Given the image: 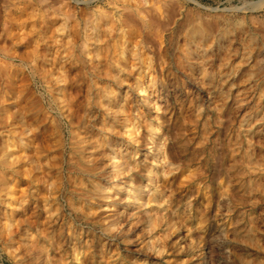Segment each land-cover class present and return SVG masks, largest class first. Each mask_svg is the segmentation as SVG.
<instances>
[{"label":"rangeland","instance_id":"obj_1","mask_svg":"<svg viewBox=\"0 0 264 264\" xmlns=\"http://www.w3.org/2000/svg\"><path fill=\"white\" fill-rule=\"evenodd\" d=\"M108 22L110 24L105 25ZM64 23L71 36H67V32H58V27ZM94 27L99 30L97 38L101 43L99 41L100 45H97L101 56L92 62L90 56L86 57L81 52L86 37L93 35ZM18 36L22 40H17ZM63 41L67 46L63 45ZM124 41L128 48L126 51H129L119 61ZM35 42H39L41 47L39 43L36 46ZM72 46L75 48V56L68 60L66 54L69 55L68 49H72ZM53 52L59 53L61 57L56 54L55 58ZM260 52H263L264 58V0H0V64L10 65L9 75L18 81L15 93L20 95V80L33 72L35 61L40 68L39 72L43 73L45 80L50 81L49 73L59 76V73L65 71L63 67L75 60L78 63L75 65L77 69H67L66 72L72 82L76 83L68 97L76 102L73 108L75 114L78 113L76 115L81 116L88 103L85 102L87 99L83 86L90 83L92 78L88 75L84 78L86 71L96 72L98 78L95 80H100L101 91L107 82L113 83L116 88L114 99L119 97L121 108L126 107V115L118 118L114 112L111 114L110 125L117 124V130L112 128L107 136L109 138L114 135L121 143L117 149L123 161H130L132 168L138 166V178L134 176L135 181H131L134 173L127 171L118 178L125 182L123 188H118L119 194L113 189L104 195L95 188L87 198L89 205L94 204L98 208L100 204L101 210L96 215L100 223L115 221L118 213L119 220L124 222L116 230L120 237L118 242L110 243L109 239H102L96 244L99 256H107V260L114 256L111 260L120 259L129 264H193L196 260L191 247L193 228L198 229L206 238L221 236V249H216L214 254L215 264H264V62H261L258 55ZM131 53L133 56H130ZM136 55H139L138 58ZM44 59L47 62L45 65ZM83 67L85 73L81 70ZM92 67H98L101 71H95ZM112 75L117 78L123 75L126 80L117 86ZM143 88L154 99L160 111L148 107ZM44 89L40 90L47 96ZM13 102L8 100L6 104ZM94 107L97 121L94 124L100 129L98 123L102 121L103 109L100 106ZM55 116L61 115L55 111ZM124 117L132 119L133 127L139 128V143L134 144L124 134ZM69 129L67 126V146L72 136ZM6 134L0 135V138H5ZM100 139L101 133L93 141ZM109 140L112 141V138ZM94 151H89L87 157ZM98 155H95L98 159L106 158L104 154ZM156 160L158 164L154 162ZM103 167L107 179L111 182L118 180L109 176L111 165L105 164ZM152 167L157 172L153 182L151 176L148 177V170ZM92 179L90 182L86 180L89 188H92ZM97 182L104 184V180ZM136 182L147 185L143 190L141 206L135 198H127L125 195L128 190L136 187ZM108 195L110 198L107 199ZM112 201L118 203L116 208H109L108 202ZM222 202L225 203V210L220 212L218 204ZM1 206L5 211L6 205ZM138 214L139 218H164L166 226L156 234L162 243H167L168 253L165 251L161 255H154L147 250L152 234L141 227L142 222L130 224L131 219L138 217ZM136 233L140 236L133 237ZM136 239L139 241L134 244ZM127 247L136 251L130 253ZM143 253L149 254L146 256ZM107 260L105 264L109 263ZM96 262L91 260L86 264ZM0 264H15L3 250L1 241Z\"/></svg>","mask_w":264,"mask_h":264},{"label":"bare ground","instance_id":"obj_2","mask_svg":"<svg viewBox=\"0 0 264 264\" xmlns=\"http://www.w3.org/2000/svg\"><path fill=\"white\" fill-rule=\"evenodd\" d=\"M40 15H41V12H40ZM47 24L49 25V23ZM109 24H110L109 22L108 24L105 23V25L107 26ZM100 28L102 30V27ZM57 30L58 32H62V33L67 32L68 34L67 36H71L66 23L60 25ZM71 30H72V27H71ZM86 33L88 32L86 31ZM92 34L93 35L86 37L85 44L83 46L81 53L84 54L86 57L90 56V59L93 62L94 60H99L101 56L100 48H99L100 39L97 38L99 34V30L97 27L93 28ZM44 37L42 38L45 39ZM73 38L74 37H72V39ZM19 39L20 37L17 40ZM91 39H93V41ZM58 40L56 42H58ZM91 41L92 43H90ZM30 42L32 43V41ZM63 42L64 44L63 43L62 44L65 46L66 43L65 41ZM125 42L126 41H124V44H122V47H121L122 52L119 55L120 56L119 61L123 60V57L128 55L127 52L129 50L126 51L128 48L125 47V44H126ZM67 43L70 44V41H68ZM56 47L58 46L56 45ZM49 48L50 47H48L47 49ZM60 48L62 49V47ZM63 50L65 51V48ZM71 50H74V51H71ZM112 50L113 49H111V51ZM39 51L37 52L39 53ZM68 51H69V55L66 54V56H68L69 57L68 60H70L71 58L75 56V48L72 46V49L69 48ZM10 52H12V50ZM57 52H59V50ZM101 52L103 51L101 50ZM59 53H54V54L59 55ZM132 53L130 56H133ZM258 55L259 57H261L260 58L261 62H264V58H262L263 52H260ZM46 57L49 60L51 59V58H48V56ZM56 57L57 55L55 56V58ZM141 57L143 58V56ZM45 59H44V62L42 61L44 65L46 62ZM78 62L81 63V61H78ZM34 64L35 66L32 68L33 72H31L29 75L27 74L28 76L26 75V77L20 80L21 84L20 86H18V88L21 89L20 95L15 93V91H17L15 86H17V82H18L15 80L16 77H12V75H9L10 65L5 64V63L0 64V102H2L0 103V105L4 104L0 107V135H4V133L7 132L5 138H3V136L0 138V204L6 205V207H4L6 208L5 211L4 209H1L3 208L2 206L0 207V241L2 242L3 250L9 255L10 259H12L13 262H15V264H86L87 262L91 260H97L96 264H103L104 262H106L107 256L105 257L104 256L100 257L101 255L99 256L98 245L96 244L98 243L99 240H102V239L103 240L109 239L110 243L118 242L120 237L118 238V232L116 230H118L119 225L122 223L124 224V222L121 223V220H119V213L117 214L115 212L118 217L117 218L118 223L116 222L117 219H115V221L108 222L107 224L100 223V220L98 221L96 217L97 213L101 210V207H99L100 204L98 205V208L94 207L95 206L94 204L89 205L90 204L89 199L87 200V198L91 196V191L92 190L94 191L95 188L101 194L104 193V195L105 193L112 191L113 189H115L117 193L119 194L120 190H118V188L119 187L123 188V186L125 185V182L123 180L120 181L118 178L122 175H125L127 171L128 172L133 171L134 173L131 176V181H135V179H133L134 176L138 178L137 177L138 174L136 175L137 173L136 168H138V166L132 168L130 161L128 160L123 161V158H121V152H119L117 149L120 147L121 143L117 141L118 139H116L114 135L109 137V138H112V141H110L107 136V133L112 128L117 127V124L110 125L112 121L111 114L114 112L116 117L126 115V109H125L126 107L121 108L122 101L119 100V97L118 99L117 98L114 99L116 88L114 87L113 83L111 84V82L106 81L107 83L103 87V90L102 91L101 89L99 90L100 80H95L98 78V76L95 75L96 72L94 73V72L86 71L85 73L84 72L85 67H83L81 68V70L83 71V73H85L84 78L86 75H88L89 78H92V81L90 83L88 82L87 84L83 86V91L86 94L85 99H87V101L85 102H88V103L87 105L85 104L86 108L84 106L83 114L81 116H78L76 115L78 113L75 114V110H73V108L75 109L74 107L75 101L72 100V98L70 100L68 98L69 92L71 89L74 88L75 82L74 83L72 82V80L70 79V77L67 75V72H66L67 69L69 71L77 69V66L75 65L78 63H76L75 60L70 61L67 65H65V67H63L65 71L62 72L61 74L59 73V76L54 75V73H49L48 75L51 76L50 81L45 80V76H43V73L39 72L40 68H38V65H36V61ZM106 66H107L106 68H108V65ZM92 69L95 71L99 70L98 67H92ZM43 70H46V69H43ZM55 70H58V69H55ZM108 70H111V69L108 68ZM118 70L120 71L119 68ZM82 71L80 72V74L82 73ZM140 73H142V71H140ZM108 75L110 76V74ZM79 77H77L76 79H79ZM112 80L115 81L114 84L119 86L121 83H124L126 79H123V75H121L118 78L114 75L112 77ZM142 83H144V81ZM40 84L41 86H38ZM41 88L46 89L47 96L41 92L40 90ZM45 89L43 91H45ZM142 93L145 94L144 98L146 100L148 107L151 110H154V111L156 110L157 112L158 110L160 111L159 108L157 110L158 106L155 105L153 101L154 99H152L149 93H147L145 88L142 89ZM8 100H13L14 102L12 104L7 105L6 102ZM115 101L116 103L113 105V102ZM25 102H27V104H25ZM76 105H78V103ZM47 106H49L50 108H47ZM94 106H100L103 109V113L101 114L102 121L101 123H98L101 126L100 129H97L96 125L94 124L97 122L94 116L95 114ZM55 111L59 112L61 116L56 117ZM68 112L69 114H67ZM42 116H44L45 118L43 117L42 119ZM109 118H110V121H109ZM64 120L67 121V123H63L65 122ZM43 122H46V123L44 124ZM50 122L51 124L49 125ZM122 124H123L122 128L124 130L123 131L124 134H127L134 141V144L139 143L140 142L139 140L140 138H138L139 128L133 127L134 124H133L132 119L129 120L128 117H124ZM66 125L70 128L69 133H71L72 135L70 144L68 145L69 147L67 146L66 141H65L66 127H67ZM151 127L154 129L152 125ZM153 129H150V130H153ZM100 133H101V139L98 141L97 140L93 141L97 137V135L100 136ZM152 136L154 137V134ZM105 147H107V149L103 150L105 149ZM101 148H103L102 151H101ZM94 149H95L94 152L89 153L91 154V156L87 157L88 156L87 153ZM97 149H100V150H97ZM151 149L150 151H153ZM98 154H101V155L104 154V156L106 155V158L98 159V156H99ZM95 155H98L97 158L95 157ZM91 158H94V159L91 161L90 160ZM154 162H157L158 164V160ZM105 164L111 165L110 174L108 173L110 178L118 179V180L116 181L114 180L111 182L110 179H107L108 178L106 177L107 172L104 173V167H103L105 166ZM144 166H146V164ZM155 172H156V169H153V167L148 170V177L151 176V179H150L151 182H153V178L155 177V174L157 173ZM145 177L146 176H144V178ZM91 179L93 180V182H91L92 188H89L88 185L86 184V180L90 182L89 180ZM160 179L161 178H159L158 180ZM102 180H104V184L102 182L100 183L97 182V181H102ZM143 184H138L136 182V187L133 188V190H130V191L128 190L125 193L127 198H135V201L137 202L139 206H141L140 204L141 202H143L142 201L144 197L143 190L144 188L147 187L146 184L145 185ZM127 188L128 187H126V189ZM155 190L157 191L158 189H155ZM137 193H139L138 196H136ZM108 198H110L109 195L107 196V199ZM108 203H110L108 205H109V208L111 209L113 207L116 208L118 204L116 201L115 202L112 201ZM224 207H225L224 202L218 204V210L220 209L219 210L220 212L221 210H225ZM144 210H146V207ZM142 214H145V213H142ZM163 219L164 218H160V217L155 218L152 216H146V217L143 216L139 218V214H138V217L135 216V218L133 217L130 221L131 222L130 224H135V225L142 222L141 227H144L145 230H147L150 234H152V238L149 239L150 242L148 243L147 250L153 252L154 255L155 254L161 255L162 253L167 251V247H168L167 243H162L161 242L162 239L160 238L159 235L156 234V232L157 233L161 232L162 229H164L166 226V223H165L166 221L164 222ZM136 228L138 229V226ZM134 230L135 229H133V232ZM172 231L174 232L173 228H172ZM87 233L88 235H86ZM138 235L139 234L137 233L133 234V237L138 236ZM162 236H164V234ZM86 237H87V240L85 239ZM132 238H130V240ZM163 240H165V238H163ZM137 241L139 240L136 239V241H134L133 243L137 244ZM191 242H192L191 247L196 257V260L194 261L193 264H215V256H214V254H216L215 251L216 249H221V246H220L221 236L220 235L218 236L213 235V236L206 238L203 236V234L198 229L193 230L192 228V241ZM202 243H204L203 246H202ZM116 244H119V243H116ZM121 247H124V246H121ZM127 248H129L128 250L130 253L131 251L132 252L136 251V250L134 251V249H130V247H127ZM143 254L148 256L149 253H143ZM102 259L104 260L103 262L101 261ZM111 259H114V256H111L107 260L109 262L108 264H129V262L127 261L123 263L122 260L120 259H116L114 261ZM139 263L140 262L138 263L136 262V264H139Z\"/></svg>","mask_w":264,"mask_h":264}]
</instances>
